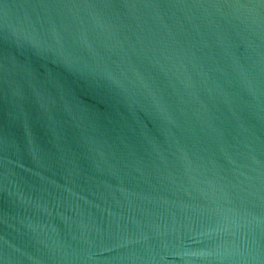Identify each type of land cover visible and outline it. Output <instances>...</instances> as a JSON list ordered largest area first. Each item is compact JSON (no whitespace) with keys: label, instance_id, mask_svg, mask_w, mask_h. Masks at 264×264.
<instances>
[{"label":"water","instance_id":"95a60500","mask_svg":"<svg viewBox=\"0 0 264 264\" xmlns=\"http://www.w3.org/2000/svg\"><path fill=\"white\" fill-rule=\"evenodd\" d=\"M0 264H264V0H0Z\"/></svg>","mask_w":264,"mask_h":264}]
</instances>
